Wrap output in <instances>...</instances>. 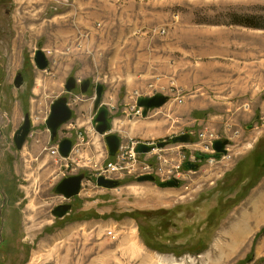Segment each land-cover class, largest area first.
Wrapping results in <instances>:
<instances>
[{
  "label": "rangeland",
  "instance_id": "1",
  "mask_svg": "<svg viewBox=\"0 0 264 264\" xmlns=\"http://www.w3.org/2000/svg\"><path fill=\"white\" fill-rule=\"evenodd\" d=\"M97 84L119 159L92 123ZM156 93L170 100L143 116L138 98ZM61 96L73 117L52 140ZM184 133L190 143L172 142ZM63 138L68 158L52 154ZM217 139L230 140L227 154L196 158ZM139 142L155 149L130 157ZM118 161V187L98 186L100 167ZM147 171L155 182L137 180ZM79 173V195L55 192ZM169 178L181 185L159 186ZM64 203L72 210L56 217ZM0 264H264V0H0Z\"/></svg>",
  "mask_w": 264,
  "mask_h": 264
},
{
  "label": "water",
  "instance_id": "2",
  "mask_svg": "<svg viewBox=\"0 0 264 264\" xmlns=\"http://www.w3.org/2000/svg\"><path fill=\"white\" fill-rule=\"evenodd\" d=\"M34 62L38 69L45 70L49 66V58L46 52L39 48L36 50ZM23 83V75L19 72L15 78V86L20 87ZM77 80L73 76L69 77L66 82L67 92H72L77 87ZM91 86V80L86 79L80 82V89L82 93H86ZM104 86L103 84L96 85V93L94 97V107L96 110L93 116L92 123L95 126L96 131L105 136L106 145L109 155L114 157L118 153L121 146V139L119 135L112 133V124L110 122V109L103 104ZM170 100L168 95L163 93H156L153 96H140L137 100V105L142 107L143 116H147L148 112L152 109L160 108ZM73 117V110L70 106L67 96L58 97L51 105L50 114L46 120V126L51 133V139L55 140L58 136L59 129L70 121ZM32 128V119L29 113L25 115L24 121L21 126L15 131L14 142L17 149H22L28 136L30 135ZM173 143H190L191 136L189 133L174 136L172 138ZM169 143L168 141L159 142L157 147H164ZM73 140L71 138H63L58 143V150L62 158H68L71 155L73 149ZM230 144L229 139H217L213 142V153H204L198 151L196 158L203 159H219L221 156L227 154L228 146ZM155 149L154 145L139 142L135 148L137 154H148ZM187 170L196 171L199 168L197 162L187 160L183 163ZM85 179L84 173H79L71 176H67L62 179L56 186L55 192L65 198L71 200L73 197L80 194L82 190L83 181ZM137 180L139 182L151 181L155 182L156 177L152 174H142ZM181 181L178 178H169L168 180L160 181L158 184L160 187H179ZM96 183L100 187L112 189L118 187L119 182L115 179L106 178L105 176L97 177ZM72 210L71 203H64L56 206L52 213L56 217L63 218Z\"/></svg>",
  "mask_w": 264,
  "mask_h": 264
},
{
  "label": "built area",
  "instance_id": "3",
  "mask_svg": "<svg viewBox=\"0 0 264 264\" xmlns=\"http://www.w3.org/2000/svg\"><path fill=\"white\" fill-rule=\"evenodd\" d=\"M120 149H119L118 153L115 156L117 159H119L121 157L120 156L121 151H122L121 146H120ZM73 151H74V147H73L72 152ZM129 152H130V157H132V158L136 157V152L134 150V146L131 148V150ZM52 154L55 155V156H60V153H59V150H58V143L52 147ZM120 165L121 164L118 161V163L110 162V163L106 164L105 167L101 166L100 167L101 171L99 172L97 177L105 176L106 178L114 179V175L118 174L120 172V170H121ZM151 173H152L151 171H147V172H144L143 174H151Z\"/></svg>",
  "mask_w": 264,
  "mask_h": 264
}]
</instances>
